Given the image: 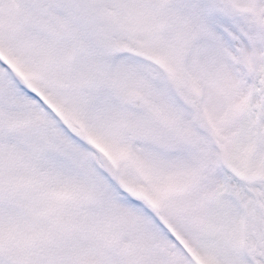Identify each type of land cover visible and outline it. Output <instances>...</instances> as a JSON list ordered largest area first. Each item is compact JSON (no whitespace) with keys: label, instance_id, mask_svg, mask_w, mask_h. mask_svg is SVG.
<instances>
[{"label":"snow or ice","instance_id":"1","mask_svg":"<svg viewBox=\"0 0 264 264\" xmlns=\"http://www.w3.org/2000/svg\"><path fill=\"white\" fill-rule=\"evenodd\" d=\"M0 264H264V0H0Z\"/></svg>","mask_w":264,"mask_h":264}]
</instances>
